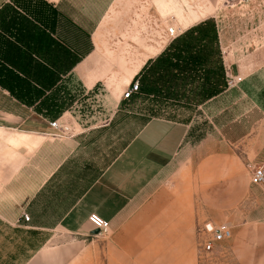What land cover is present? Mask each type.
I'll return each mask as SVG.
<instances>
[{"label":"rangeland","instance_id":"obj_1","mask_svg":"<svg viewBox=\"0 0 264 264\" xmlns=\"http://www.w3.org/2000/svg\"><path fill=\"white\" fill-rule=\"evenodd\" d=\"M29 1L28 15L19 12L22 18L15 24L18 25L15 30L9 29V13L0 19V36H14L18 45L25 47L31 41L32 20L40 23L39 17H43L45 23H40V32L50 37L49 47H40L44 57L47 52L52 59L57 57V52L65 55L50 61L54 72L67 76L79 63L86 78L105 73L115 88L117 79L124 74L119 62L125 69L138 66L129 84L140 83L141 75L149 71L151 83L160 87L153 93L139 84L137 94L125 101L110 94L103 82L96 83L92 92L86 93L82 86L86 78L82 82L73 75L54 76L48 110L43 111L50 121L58 120L66 105L70 106L68 113L80 125L81 115L87 112L96 124L106 120H112V124L101 134L91 131L82 136H60L50 132L46 135L51 139L46 143L50 155H57L62 140H74L68 147L71 153L73 150L71 155L82 166L92 161L89 174L93 175L149 119L192 118L193 133L187 138L186 152L166 173L159 193L149 201L151 206L160 200L163 206L157 209V214H169L168 204L174 199L177 213L183 218L178 230L177 253L164 252L167 246L174 245V239L163 237L166 244L160 264H240L234 254V239L246 249L245 262L241 264H264V181L260 185L250 183L256 169L264 171V0H53L52 4L62 1L66 8L75 9L81 15L80 20L76 16V22L86 29L79 31L67 22L66 44L60 47H53L54 11L42 0ZM207 21L214 25L215 40H199L197 45V40L183 38L190 29ZM195 22L198 23L182 30L181 27ZM168 28L176 29L175 38L167 36ZM209 28L208 24L193 37L201 33L211 36ZM159 44L158 53H147V47L151 46L149 51L153 53ZM11 65L9 68L0 63V184L15 182L20 191L26 184L30 185V179L37 178L38 169L48 158L41 157L40 152L31 154L32 144L11 147L5 141L30 131L31 119L35 117L31 110L22 107L26 103L24 88L14 93L7 91L20 82L9 78V74L24 71L28 63ZM223 81L227 83L226 91L211 102L212 108L202 111L203 104L214 97ZM127 87L120 86L117 95ZM218 121L226 124L221 128L227 132L226 141L220 136V141L217 139ZM231 130H236L232 137L228 135ZM205 137H211L214 142L201 148V139ZM18 139L20 143L26 140L24 136ZM219 152L225 153L223 157L218 158ZM49 160L52 166L55 159ZM82 166L80 170L86 171L88 166ZM88 176L78 180V176L70 175L69 190H53L52 194L41 197L39 204L0 206V264H24L32 257L41 256L48 258L50 264H155L147 259L153 255L144 254L143 250L132 255L112 253L108 234L78 239L56 231L58 217L79 194ZM248 197L253 201H247ZM147 207L138 209L143 211ZM236 209L256 215L253 222L236 220ZM23 214L28 215V221L21 218ZM207 223L226 224L231 230V238L208 253L201 248L202 229ZM162 224L164 229L169 222ZM245 224L256 227L255 232L250 235L247 231L248 237H234V231L237 229L240 235L238 229ZM43 245L44 254H35Z\"/></svg>","mask_w":264,"mask_h":264},{"label":"crops","instance_id":"obj_2","mask_svg":"<svg viewBox=\"0 0 264 264\" xmlns=\"http://www.w3.org/2000/svg\"><path fill=\"white\" fill-rule=\"evenodd\" d=\"M42 1L46 2L56 14L54 17V23L51 24V27L54 30V36L56 37V39H53L55 41L53 47H60V45L64 46L66 44L65 27L67 22L73 24V26L79 29V31L86 30L81 24L76 22V16H79L80 20L81 15H78L75 12V9L70 7L66 8L67 6L65 5V2L58 1L56 4H52L51 2H53V0ZM29 6V0H0V19L9 13V29L15 30V28H18V25L15 26V24L21 22L19 18H22L19 12L22 14L26 13ZM67 9H69V11H67ZM39 19L41 25H44L45 22L43 17H39ZM32 22L31 41L29 44L31 47L29 45H25V47L19 46L17 43L18 40L14 36L8 37L6 34L0 36V63H5L9 68H12L11 63H28L24 71L18 70L15 75L9 74V78L20 79V82L14 87H8L7 91L14 93V90H23L24 88L23 91L26 94V103L22 107L31 110L32 116H35L31 119L33 122L31 126L33 127L30 131L26 134H15L14 136L6 138L5 141L11 147L22 146L21 144H23V146L32 144L30 147L31 154L35 155L40 152L39 155H41V157L48 159L46 162H42L40 170L38 169L37 172V178H35V180L30 179V185L26 184V186L21 188L20 191L15 185V182H8L6 183L7 185L0 184V206L24 203L29 206L39 204L41 203V197L49 193L52 194L53 190H69L68 185L69 181H71L69 179L70 175L75 177L78 176V180H85L86 176L89 175L87 177V183L80 188L79 194L73 198L72 203L69 204L58 217L56 231L63 236L85 239L94 235L87 218L89 215L95 214L104 221L109 222L110 228L108 236L111 238L112 253L132 255L137 252H142L143 250L142 253L153 255V258H151V256L147 258L148 261L160 264L163 262L161 256L163 253V244H166L162 241L163 237L174 239V245L165 246L166 249H168L164 252L170 251V253H177L178 230L182 225L183 218L177 213L176 200H170V203L168 204L169 214H157V209H160L161 206H163L160 200L151 206L149 201L150 198L159 193L161 180L166 173L169 170H172L175 163L181 159L184 152H186L188 145L187 138L193 133V119L191 118L185 121L163 117L149 119L138 128L133 137L128 140L118 154L111 158L100 172L96 171L93 175L89 174L91 173L90 169L93 165L92 161H89L88 164L82 166V163L75 159L77 157L71 155L73 154V150L71 153L68 147L76 142L74 140H62L57 155L51 156L50 149L46 147L47 141H51V139H47L46 135L53 131L48 127V123L50 122L48 115L43 112L48 110L47 102L49 100V95L51 94V79L58 75H61L62 78H66L68 75H73V77L81 79L83 82V79L86 77L83 75L84 73L81 70V65L79 63L76 64L67 76L66 74H60L56 69L55 72L54 70H51L50 61L58 60L60 55L64 58V52H57V57L54 59L48 55V52L45 53L44 57L43 47L42 49L40 47L44 45L49 47L50 37L48 36L46 38L40 32L39 21L35 22L32 20ZM198 22L187 27H182V30H186ZM34 23L37 24V27L34 26ZM218 43L219 48L222 50L220 41H218ZM160 44L157 49L156 47L154 48L155 51H153V53H151L152 51H149V47L151 46L147 47V53L151 55L158 53L161 49ZM33 48L40 50L35 51ZM118 66L122 68L124 74L117 79L118 82L115 88H112L110 85L111 78L103 73L85 79L86 81L82 84L83 89L85 87L87 90L85 92L89 93L93 90L96 83L103 82L104 87L108 92L119 99L122 93L117 95V90L120 86L125 87L129 85L130 81L136 74L135 72L138 66L133 67L132 69H125L123 68V64H119V62ZM141 77L142 79L139 83L141 87L143 86L144 89H148L149 92L153 93L158 91L160 87L156 85L157 83L154 85L151 83L150 80L152 76L149 74V71H146ZM15 87H17V89H14ZM23 91H19L18 93ZM225 91L226 89L205 102L201 110L212 108L213 104H211V102L217 100V98H219ZM69 107L70 106H64L63 110L65 112L58 120L71 127L73 133L75 132L73 136H76L77 134H81L79 136H82L85 134L84 132L88 133L91 131H95L96 134H101L106 132V128L112 124V120H106L102 124H96L91 121L92 118L91 116H88L87 112L81 115L82 121L80 123L82 125H80L76 123L73 117L68 113L67 110H69ZM221 122L222 123L220 124V121H218L217 124V139L220 141V136L226 141L227 132H225L224 129H221L222 127H225L226 124L224 121ZM235 131L236 130L229 131L228 135L231 137L234 136L233 133ZM18 136H24L26 140L20 143ZM81 138L84 137H80V139ZM201 141V148H204L208 146V142H214V139L211 137H205L201 139ZM87 143L90 144V141ZM87 143L84 146H87ZM224 154L225 153L219 152L218 158L223 157ZM49 158H52V160L55 159L52 166L49 164L51 160H49ZM81 166L85 168L88 166L87 170L81 171ZM83 173L86 175H83ZM247 199V201H253L252 197H248ZM148 205L149 207L146 209L144 208L143 211L138 209V207H145ZM255 216L256 215L252 213L248 214L242 210L236 209L235 211V218L236 220H239V222H242L243 219L246 223L248 220L253 222V217ZM163 221L169 222L168 226L164 229L162 224ZM239 228L238 234L240 235H237L236 229L234 231V237H248L246 236L247 231L251 235V233L256 230V227H253L251 224L249 226L245 224ZM34 229L36 230L37 227H34ZM234 240V254L237 255L238 261L241 264L243 261L245 262L246 249L243 248L240 241L237 239ZM44 247V245L41 246L35 254H44ZM139 247H142V249L138 250ZM24 264L50 263L48 258L41 256L32 257Z\"/></svg>","mask_w":264,"mask_h":264},{"label":"built area","instance_id":"obj_3","mask_svg":"<svg viewBox=\"0 0 264 264\" xmlns=\"http://www.w3.org/2000/svg\"><path fill=\"white\" fill-rule=\"evenodd\" d=\"M167 36L175 38L177 36L176 29L168 28L166 31ZM139 89L138 81H134L129 84L125 91L121 94L123 99H129L133 94L137 93ZM48 127L58 133L60 136H73V131L71 127L64 122H59V120L50 121ZM264 181V171L262 168L256 169L251 177L250 183L253 185H260ZM21 218L25 221L29 220L27 214L21 215ZM88 223L93 231L97 230L98 233L106 235L109 232V222L104 221L95 214H91L87 218ZM202 234L204 235L201 248L202 251L208 253L212 251L215 246H219L221 243L229 240L231 238V230L226 224L213 225L207 223L203 225Z\"/></svg>","mask_w":264,"mask_h":264},{"label":"trees","instance_id":"obj_4","mask_svg":"<svg viewBox=\"0 0 264 264\" xmlns=\"http://www.w3.org/2000/svg\"><path fill=\"white\" fill-rule=\"evenodd\" d=\"M210 25V27L211 28H209L208 30L209 31H212V33L213 34H211V36H207L206 37V35H204V33H201L198 37H193V35L194 34H196V36H197V33H198V31L200 30V29H202V28H205V26L206 25ZM183 38H187V39H193L192 41L194 42L195 40H197V43H198V41L199 40H202L201 42H207V41H210V39H214L215 40V38H216V34H215V29H214V25L211 23V22H209V21H207V22H204L203 24H201V25H199V26H197V27H195V28H192V29H190L186 34H185V36L183 37ZM215 42V41H214ZM197 45H199V43L197 44ZM201 45H203V44H201ZM200 45V46H201ZM169 66H171V63L169 64ZM220 78L223 80V76L221 75L220 76ZM222 80H221V82H222ZM222 84V87H220L219 89H217L216 90V94L214 95V96H216L217 94H219V93H221L222 91H223V89H225L226 87H227V83H226V81H223V83H221ZM53 86V84L51 85V87ZM221 86V85H220ZM139 90V89H138ZM137 93H135V94H133L129 99H124L125 101H129V100H131L133 97H134V95H136Z\"/></svg>","mask_w":264,"mask_h":264},{"label":"water","instance_id":"obj_5","mask_svg":"<svg viewBox=\"0 0 264 264\" xmlns=\"http://www.w3.org/2000/svg\"><path fill=\"white\" fill-rule=\"evenodd\" d=\"M93 234L94 235L98 234V231L97 230L93 231Z\"/></svg>","mask_w":264,"mask_h":264},{"label":"bare ground","instance_id":"obj_6","mask_svg":"<svg viewBox=\"0 0 264 264\" xmlns=\"http://www.w3.org/2000/svg\"><path fill=\"white\" fill-rule=\"evenodd\" d=\"M197 19H198V18H197ZM179 26H180V24H179ZM181 28H182V27H181ZM181 28H180V29H181ZM160 47H161V46H160Z\"/></svg>","mask_w":264,"mask_h":264}]
</instances>
